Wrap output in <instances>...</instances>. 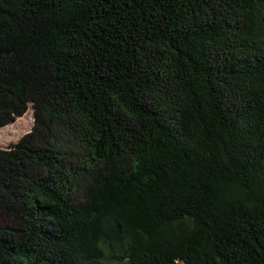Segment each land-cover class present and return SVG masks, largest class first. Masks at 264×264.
<instances>
[{"label":"trees","instance_id":"obj_1","mask_svg":"<svg viewBox=\"0 0 264 264\" xmlns=\"http://www.w3.org/2000/svg\"><path fill=\"white\" fill-rule=\"evenodd\" d=\"M0 264H264V0H0Z\"/></svg>","mask_w":264,"mask_h":264},{"label":"rangeland","instance_id":"obj_2","mask_svg":"<svg viewBox=\"0 0 264 264\" xmlns=\"http://www.w3.org/2000/svg\"><path fill=\"white\" fill-rule=\"evenodd\" d=\"M32 120V108L29 106L27 111L16 118L14 122L0 126V148H6L11 143H16L22 135L30 131Z\"/></svg>","mask_w":264,"mask_h":264}]
</instances>
